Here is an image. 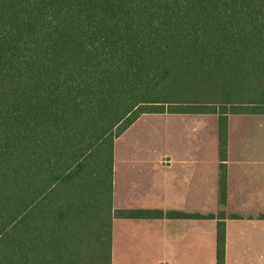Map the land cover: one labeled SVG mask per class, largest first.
Instances as JSON below:
<instances>
[{
	"label": "trees",
	"instance_id": "obj_1",
	"mask_svg": "<svg viewBox=\"0 0 264 264\" xmlns=\"http://www.w3.org/2000/svg\"><path fill=\"white\" fill-rule=\"evenodd\" d=\"M151 113L218 115L225 204L229 115L264 114V0H0V264H112L115 143ZM224 216L193 215L218 264Z\"/></svg>",
	"mask_w": 264,
	"mask_h": 264
},
{
	"label": "crops",
	"instance_id": "obj_2",
	"mask_svg": "<svg viewBox=\"0 0 264 264\" xmlns=\"http://www.w3.org/2000/svg\"><path fill=\"white\" fill-rule=\"evenodd\" d=\"M204 146L185 140L182 151L158 157L115 148L113 207L132 214L113 221L112 264H218V219L193 215L220 211L225 264H264V114L229 115L223 205L219 139Z\"/></svg>",
	"mask_w": 264,
	"mask_h": 264
},
{
	"label": "rangeland",
	"instance_id": "obj_3",
	"mask_svg": "<svg viewBox=\"0 0 264 264\" xmlns=\"http://www.w3.org/2000/svg\"><path fill=\"white\" fill-rule=\"evenodd\" d=\"M196 95L210 96L205 93ZM240 120L246 122L248 118L233 116L232 123L237 124ZM217 125L219 127L217 114H145L119 137L115 148L117 155L138 154L158 157L166 153H176L178 149L182 151V141L199 139L205 144L204 152H207L218 143ZM238 130L239 126L236 131Z\"/></svg>",
	"mask_w": 264,
	"mask_h": 264
}]
</instances>
